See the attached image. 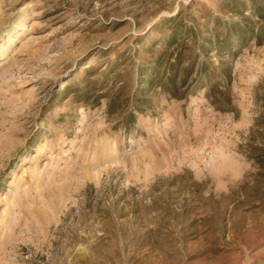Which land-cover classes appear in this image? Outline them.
I'll use <instances>...</instances> for the list:
<instances>
[{"label":"rangeland","instance_id":"obj_1","mask_svg":"<svg viewBox=\"0 0 264 264\" xmlns=\"http://www.w3.org/2000/svg\"><path fill=\"white\" fill-rule=\"evenodd\" d=\"M251 10L0 0V264H264V35L231 51L218 38L263 25ZM192 31L211 78L194 71L171 96L162 65L136 107L139 66L174 60ZM123 85L109 114L105 95Z\"/></svg>","mask_w":264,"mask_h":264},{"label":"trees","instance_id":"obj_2","mask_svg":"<svg viewBox=\"0 0 264 264\" xmlns=\"http://www.w3.org/2000/svg\"><path fill=\"white\" fill-rule=\"evenodd\" d=\"M251 1V12L254 17H257L260 21H262L263 25H261L257 30H255L254 25L251 23L250 18H245L244 23L241 21L239 22H231L226 28L225 31L222 32V34L218 37L220 39L223 45V48L231 51L237 45V43H240L244 39L249 38H255L257 36L264 35V0H250ZM240 12V8L236 10V13ZM171 41L176 40V36L179 33L178 30L172 31ZM220 33H217L216 37ZM192 46L186 47L185 43H183V51L186 52L188 49L192 48L193 51L190 52L187 56L184 55V52H179L175 56L174 60L170 61V57L168 55V52H162L154 55L150 59H146L141 66H139V75H138V81L140 84V87L137 89V93L139 91V96H134L132 99V102L137 105L136 107H140L142 102V93L145 91V87L142 84L144 80L146 81V84H148L150 87H153L154 84V78L156 75H159L161 73V76L159 79L164 80L162 81L161 88L162 91H167L171 96H177L179 91V84H187V79L189 74L194 73L196 71V76L198 81H206L209 80L211 77L212 72L210 71V65L209 62L206 60L204 62H201L202 59H204V56L206 55L207 48L209 45L204 46L203 42H199L198 36L195 34L194 31L190 32ZM200 47L201 49L195 51L196 47ZM222 48V49H223ZM203 50V52H202ZM239 51V47L237 48L236 52ZM205 53V55H203ZM196 61V62H195ZM194 62L196 64H194ZM187 64L183 65V67H176L178 64ZM163 65V70L160 72L159 69H161L160 66ZM160 72V73H159ZM230 74L226 73L221 78H227ZM148 78V79H147ZM220 78V77H219ZM209 82V81H208ZM127 86L123 85L121 88H119L116 92L113 93H106L105 97L107 98L108 103V112L111 114L114 110H117L121 106V99L122 95L126 92ZM224 93L219 87H213V85L210 83L208 84V91H207V99L210 100L215 107H220V99L219 97L223 96ZM84 95H78L77 97H82ZM132 117V116H130ZM255 160L259 167L264 168V159L263 158H256Z\"/></svg>","mask_w":264,"mask_h":264}]
</instances>
